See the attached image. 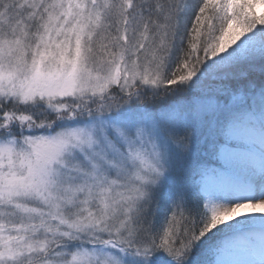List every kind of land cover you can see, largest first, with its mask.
I'll use <instances>...</instances> for the list:
<instances>
[{
    "label": "snow or ice",
    "instance_id": "snow-or-ice-1",
    "mask_svg": "<svg viewBox=\"0 0 264 264\" xmlns=\"http://www.w3.org/2000/svg\"><path fill=\"white\" fill-rule=\"evenodd\" d=\"M0 264H264V0H0Z\"/></svg>",
    "mask_w": 264,
    "mask_h": 264
}]
</instances>
